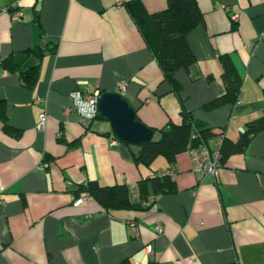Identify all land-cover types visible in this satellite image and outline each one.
<instances>
[{
    "label": "crops",
    "instance_id": "obj_1",
    "mask_svg": "<svg viewBox=\"0 0 264 264\" xmlns=\"http://www.w3.org/2000/svg\"><path fill=\"white\" fill-rule=\"evenodd\" d=\"M128 1L0 0V102L14 130L0 118V264H264V130L228 156L216 179L194 171L189 150L138 164L137 143L121 141L108 119L84 124L74 110V92L99 88L122 93L153 129L181 121L179 96L163 81ZM198 3L203 21L187 34L196 61L176 72L179 95L215 138L237 141L264 115V0ZM140 5L152 14L167 0ZM36 47L42 57L28 53ZM225 53L243 79L240 103L207 108L225 90ZM7 57L19 67L6 69ZM34 64L28 86L19 69ZM164 171L175 172V190L151 192L139 208L107 210L81 190L89 180L139 183Z\"/></svg>",
    "mask_w": 264,
    "mask_h": 264
},
{
    "label": "trees",
    "instance_id": "obj_2",
    "mask_svg": "<svg viewBox=\"0 0 264 264\" xmlns=\"http://www.w3.org/2000/svg\"><path fill=\"white\" fill-rule=\"evenodd\" d=\"M140 3L141 0H129L127 2L128 10L156 57L163 74V81L170 84L171 90L179 96L181 103V121L179 123L169 120L163 127L154 129L159 134L158 138L137 143L139 150L134 156L135 161L138 164L150 166L159 156H164L169 161H173L180 152L202 144L210 145L217 139L215 138L217 134L211 127L195 119L193 114L183 107L179 95L182 86L176 78L178 70H188L196 61L195 54L187 40V34L203 21V12L198 0H167V6L164 9L152 14L147 12ZM36 14V25L41 30L38 10ZM28 53L42 57L45 50L36 47L31 48ZM220 60L223 66L222 77L225 90L222 95L206 104L207 108H215L225 103L234 104L239 99L242 91L243 79L237 71L231 56L228 53L221 54ZM2 65L8 70L12 67H19L15 58L12 57L3 59ZM38 68L39 64H34L28 68L19 69L26 85L32 86L35 84ZM102 92L104 91L101 90ZM97 117L106 119L100 113ZM0 118L3 121L4 129L13 132L14 130L7 121L5 104L2 102H0ZM263 130L264 115L249 121L237 141H231L224 135H220L223 136L221 146L222 165L232 152L244 151L250 140ZM113 134L116 136L114 132ZM138 184L144 201L149 198L151 192L155 194L172 192L176 187L173 176L169 174H156L153 177L143 178ZM81 190L93 196L107 210L132 209L139 208L142 205V202H130L128 184L101 186L96 180H89L81 185ZM231 264L241 263L236 260Z\"/></svg>",
    "mask_w": 264,
    "mask_h": 264
},
{
    "label": "built area",
    "instance_id": "obj_3",
    "mask_svg": "<svg viewBox=\"0 0 264 264\" xmlns=\"http://www.w3.org/2000/svg\"><path fill=\"white\" fill-rule=\"evenodd\" d=\"M227 11L230 12L229 8H226ZM20 13L13 14L14 19H18L20 17ZM239 12H230V16L233 20H238ZM119 87L121 91H125L127 84L126 82L122 81L119 83ZM101 95V90L99 88H90L88 90H77L72 94L73 96V108L81 117V120L84 124H89L93 121L99 112V97ZM37 102H44L43 98H37ZM240 103V100L237 102ZM47 112H41L39 116V127L43 126L46 122ZM119 139L115 138L113 143H119ZM223 144V136H218L217 139L210 145L202 144L198 147L189 149L190 155L193 161V169L194 171L200 173L201 175H211L214 178H218L220 175V170L222 167L221 163V146ZM169 174L174 177L175 172L171 171H164L159 173V175ZM129 188V200L131 203H139L144 202L138 182H132L128 184ZM85 197H81L76 201V204L83 202ZM130 228L133 235L139 234V228L135 222H130ZM162 228L159 226L158 231H161ZM149 252L152 253L153 250L150 246H148Z\"/></svg>",
    "mask_w": 264,
    "mask_h": 264
},
{
    "label": "water",
    "instance_id": "obj_4",
    "mask_svg": "<svg viewBox=\"0 0 264 264\" xmlns=\"http://www.w3.org/2000/svg\"><path fill=\"white\" fill-rule=\"evenodd\" d=\"M98 106L100 115L109 120L121 141L139 143L154 138L155 130L137 118L135 108L120 92H102Z\"/></svg>",
    "mask_w": 264,
    "mask_h": 264
},
{
    "label": "rangeland",
    "instance_id": "obj_5",
    "mask_svg": "<svg viewBox=\"0 0 264 264\" xmlns=\"http://www.w3.org/2000/svg\"><path fill=\"white\" fill-rule=\"evenodd\" d=\"M110 123V122H109ZM110 126H111V124H110Z\"/></svg>",
    "mask_w": 264,
    "mask_h": 264
}]
</instances>
